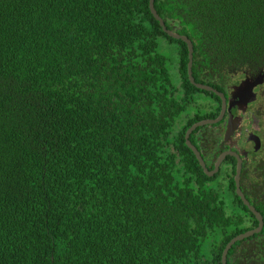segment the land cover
Segmentation results:
<instances>
[{
  "label": "trees",
  "instance_id": "16d2710c",
  "mask_svg": "<svg viewBox=\"0 0 264 264\" xmlns=\"http://www.w3.org/2000/svg\"><path fill=\"white\" fill-rule=\"evenodd\" d=\"M150 1L0 0V264H222L247 229L231 169L208 176L186 143L202 90ZM155 6L196 81L264 68V0ZM242 176L264 215V161Z\"/></svg>",
  "mask_w": 264,
  "mask_h": 264
},
{
  "label": "flooded vegetation",
  "instance_id": "af4514ba",
  "mask_svg": "<svg viewBox=\"0 0 264 264\" xmlns=\"http://www.w3.org/2000/svg\"><path fill=\"white\" fill-rule=\"evenodd\" d=\"M205 69L206 68L200 69L201 79H203L205 81V83H203V82H199V83L207 84V70H205ZM256 73L257 72L253 73L251 71H245L243 73H238L233 78V79H235V81H233V83H231L227 86L221 85L222 88H224V90H219L217 88L216 89L225 93L226 96L228 97V102H229V100L232 97V92H233L235 86L239 85L243 80H245L247 78V76H253ZM237 77H241V78L238 80ZM255 91L257 92V99L248 104L247 110L244 113V119H243L242 127L240 130H238L236 132V134L234 136V140H237V144H235L233 147H231L230 143L224 142V136H225V131H226V127H227V120H228V117L230 115L229 110L227 111L224 119L221 122L217 123V124L222 123L221 130L223 132V138L221 140L220 145H218L216 147L218 150H217V152H215L213 154V157L210 156V154H209V152L211 151L210 150V142H209L210 140H209V137H207V132L209 131L207 129V126H211V125L205 124V125L198 126L192 132V134H194V132H195V139H196L197 145L199 146L198 149L201 151V153L205 159L206 165H207V162L210 165V167L208 166L210 170H213L216 168V164H217L221 154L224 151L232 150L235 152H239V147L242 149L247 148L248 150H250L248 158L245 156H242L243 170L245 168L247 170V172H249V174H253L254 172L256 173L258 165L262 164V161H264V116H261V114H262L261 111H263V109H264V107L262 105V102H263L262 98L264 97V84L258 85L255 88ZM209 92H212V91H209ZM198 96L199 97L205 96L206 100H207V90H202L201 93L198 94ZM210 98H212V97L210 96ZM207 106H208V109L211 106V101L209 98H208V101L203 102V104L201 106L202 108L200 110H198L197 108H194V110L191 112V116L198 117L199 115H201L202 118H197V120L189 128H191L196 123L210 119V118H207V114L209 113L207 111ZM221 111H222V109H221ZM221 111H220V113H221ZM242 111H243V109L241 108L240 105L233 107L231 110V112L234 113L235 115H240L241 113H243ZM220 113H219V115H220ZM218 127H220V126H218ZM189 128H188V130H189ZM179 129L180 128H178V130ZM178 130H177V132H178ZM187 131H186V133H187ZM252 131L257 133L261 138L262 143H261L260 149H258L257 143L255 141L248 140L249 134ZM192 134H191V136H192ZM173 136L174 135H172V138H173ZM185 138H186V136H185ZM186 143H187V141H186ZM172 147H173V144L170 145L171 149H172ZM237 165H238V158L235 157L234 155H228L226 157V159L222 162L220 170L218 173H220L221 169L229 167L231 169V172L234 174V181H235V176H236V172H237ZM254 182H255L254 178L246 177L244 179L243 176L241 175L242 191L246 195V197L249 199L251 204L253 206H255L256 209L258 210L259 202L255 203L254 200H255V197H258L257 191L261 190L262 187L257 186L256 184H254ZM231 190H232V188H231ZM233 192H234V190H232V193ZM235 192L238 195L236 181H235ZM227 206L230 208L231 207L238 208L239 209L238 212L245 215L244 224H245V227H247V229L244 230L243 232H240L238 235H241L245 232L251 231V230L259 227L260 223H259L257 216L250 210V208L244 203V201L242 199H241V201L237 200V201H233V202H228ZM260 213L262 214L261 211H260ZM262 216L264 219L263 214H262ZM263 231H264V227H263L262 231L259 233H262ZM259 233H256V234H259ZM256 234H254L250 237H246L243 240L237 241L232 246V248L230 249V251L228 253L227 264H264V243L260 244V242L258 240L253 238ZM238 235L234 236L232 239H234ZM232 239L228 242V244L232 241ZM227 245H226V247H227ZM222 261H223V259H222Z\"/></svg>",
  "mask_w": 264,
  "mask_h": 264
},
{
  "label": "water",
  "instance_id": "95a60500",
  "mask_svg": "<svg viewBox=\"0 0 264 264\" xmlns=\"http://www.w3.org/2000/svg\"><path fill=\"white\" fill-rule=\"evenodd\" d=\"M155 1L156 0L150 1L151 10H152L153 14L155 15V17L160 21L161 25L164 28V31L169 36H172L176 39H182L183 41H185L188 44L189 58H190L189 76H190L191 82L194 85H196L199 89L212 91V92L216 93L218 96L221 97L222 103H223L222 104V111L217 118H214V119L210 118V119L201 121L199 123L194 124L191 128H189V130L186 133L187 145L194 151L195 155L197 156L198 160L201 163V166L204 168V170L208 176H215L219 172L222 162L226 159V157L228 155H234L235 157L238 158L237 172H236V176H235L237 193L241 197V199L244 201V203L250 208V210L257 216L259 223H260L258 228L253 229V230L248 231V232H245L241 235H238L237 237L232 239V241L227 245V247L225 248V250L223 252V257H222L223 264H227L228 253H229L230 249L232 248V246L237 241L243 240L246 237H250L256 233L261 232L263 227H264V219H263L262 214L260 213L259 210L256 209L255 206H253L251 204L249 199L243 193L242 187H241V175H242V171H243L242 156H245L248 158L250 150H248L247 148L242 149L239 147V152H235L232 150L224 151L221 154V156H220V158L216 164V168L213 170H210L208 165H206L205 159H204L201 151L198 149V147L195 144L192 143L190 136H191L192 132L198 126L205 125V124L213 125V124H217V123L221 122L224 119L227 111L229 110L230 115H229L228 120H227V127H226V131H225L224 142L230 143L231 147H233L235 144H237V140H234V136H235L236 132L238 130H240L242 127L243 119H244V113L247 110L248 104L257 99V92L255 91V88L258 85L264 84V68L261 69L260 71H258L253 76H247V78L245 80H243L239 85H236L233 92H232V97L228 102V97L226 96L225 93L217 90L215 87H213L210 84H203V83H199L196 81V79L194 77V73H193L194 50L195 49H194V44H193L192 39L189 38L185 34L179 33L177 30L170 29L167 26L164 18L157 11V8L155 6ZM237 105H240L241 108L243 109V111H242L243 113H241L240 115H235L234 113L231 112L232 108L237 106ZM248 140L255 141L257 143L258 149L261 148V143H262L261 138L254 131L250 132Z\"/></svg>",
  "mask_w": 264,
  "mask_h": 264
},
{
  "label": "rangeland",
  "instance_id": "374dc122",
  "mask_svg": "<svg viewBox=\"0 0 264 264\" xmlns=\"http://www.w3.org/2000/svg\"><path fill=\"white\" fill-rule=\"evenodd\" d=\"M173 73L176 74V70L173 69ZM240 78H241V77H237L238 80H239ZM200 100L202 101V103L207 101L205 96L201 97ZM201 106H202V105H201ZM196 108H197V107H196ZM175 129H176V128H175Z\"/></svg>",
  "mask_w": 264,
  "mask_h": 264
}]
</instances>
